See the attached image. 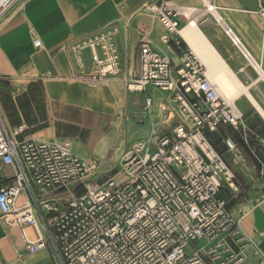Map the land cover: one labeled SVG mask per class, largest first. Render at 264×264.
<instances>
[{"label": "built area", "instance_id": "obj_1", "mask_svg": "<svg viewBox=\"0 0 264 264\" xmlns=\"http://www.w3.org/2000/svg\"><path fill=\"white\" fill-rule=\"evenodd\" d=\"M19 1L0 0V20ZM148 10L158 14L166 29L162 40L174 45L181 65L176 68L168 55L142 42L141 75L127 89L168 93L179 124L171 134L144 140L104 173L107 161L79 156L71 140L15 141L0 111V215H15L25 227L37 228L41 220L48 240L41 238L28 251L49 246L58 264H244L249 254L264 264L257 243L230 212L235 195L219 198L224 188H236V179L206 137L223 126L241 133L264 177L259 149L247 139L252 131L184 40L183 9L163 1ZM226 33L250 63L241 41L230 29ZM34 45L42 48L38 39ZM106 73L102 68L99 80ZM151 106L147 99L146 111ZM225 145L237 149L229 139ZM23 196L27 202L19 207Z\"/></svg>", "mask_w": 264, "mask_h": 264}, {"label": "crops", "instance_id": "obj_2", "mask_svg": "<svg viewBox=\"0 0 264 264\" xmlns=\"http://www.w3.org/2000/svg\"><path fill=\"white\" fill-rule=\"evenodd\" d=\"M163 1L183 9L181 30L196 21L204 41L235 74L242 93L233 101L252 131L247 135L250 147L264 156L259 147L263 122L257 118L258 111L264 118V110L251 95V85L237 76L248 67L247 60L226 33L238 34L264 81V0H20L0 20V111L12 138L71 140L79 156L107 161L102 169L108 173L144 140L171 134L179 123L169 94L154 87L145 93L127 89L128 81L141 75L142 42L168 55L176 68L181 65L174 45L162 40L166 29L158 14L148 10ZM35 39L42 48L35 47ZM195 45L201 48L199 41ZM102 68L107 73L99 80ZM147 99L152 100L149 111ZM208 135L216 136V151L236 179V188H224L219 198L235 195L230 212L264 256L259 165L244 136L231 127ZM227 139L237 145L236 151L228 150ZM26 202L20 198L19 207ZM38 223L37 228L25 227L15 215H0V264H58L49 246L28 251L41 238L48 240L44 223ZM259 263L258 256L249 254L244 264Z\"/></svg>", "mask_w": 264, "mask_h": 264}, {"label": "bare ground", "instance_id": "obj_3", "mask_svg": "<svg viewBox=\"0 0 264 264\" xmlns=\"http://www.w3.org/2000/svg\"><path fill=\"white\" fill-rule=\"evenodd\" d=\"M191 18L192 15H190V20ZM181 32L187 43H189L190 45L191 43L195 45L196 41L200 42L201 48L199 47L198 50L201 52L202 58L208 67L207 69V72H209L208 76L210 74L212 78L210 80L212 82L219 84L221 88V92L225 96L230 98V101L234 102L233 99L238 98L239 95L242 93V90H239L238 88L239 81L236 78L235 74L230 70V68L221 60L219 55L212 49V47L206 41H204V37L201 31L199 30V28L197 27L196 21L191 20V24H189L187 28L181 30ZM224 81L227 82L228 86H232L235 89L236 96L235 94H233L234 96L233 95L229 96L225 93L226 91H224L221 86L222 82L224 83Z\"/></svg>", "mask_w": 264, "mask_h": 264}, {"label": "rangeland", "instance_id": "obj_4", "mask_svg": "<svg viewBox=\"0 0 264 264\" xmlns=\"http://www.w3.org/2000/svg\"><path fill=\"white\" fill-rule=\"evenodd\" d=\"M190 15L191 13L187 16L190 18ZM233 33L240 40V38L238 37V34L236 32H233ZM191 46L193 47V49L198 55L202 56L201 52L198 50V48L194 44L191 43ZM247 65L248 67L242 69V71L237 72L238 73L237 76L240 78V80L244 83L245 86L251 85L250 90H249L251 95L254 97V99L259 104V106L264 110V81L261 79L259 72L250 63L247 62ZM258 78L260 79V81L256 82L255 79H258ZM225 82L226 81H224V83L222 82V84L220 83L222 86V89L226 91L225 93L229 96L235 94V89L232 86H228L227 82L226 83ZM174 111H175V118H177L178 120V112H177L176 107H174ZM257 118L259 120H262L263 122L262 127L264 129V118L261 116L259 111H258ZM178 123H179V120L177 124ZM28 248H31V245H29Z\"/></svg>", "mask_w": 264, "mask_h": 264}, {"label": "trees", "instance_id": "obj_5", "mask_svg": "<svg viewBox=\"0 0 264 264\" xmlns=\"http://www.w3.org/2000/svg\"><path fill=\"white\" fill-rule=\"evenodd\" d=\"M207 137H208L207 139H209L211 145L217 150L218 140H217L216 136H214V135H208ZM259 154H260V156H261V158H262V160L264 162V156H263V154L260 151H259Z\"/></svg>", "mask_w": 264, "mask_h": 264}]
</instances>
